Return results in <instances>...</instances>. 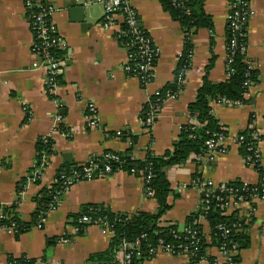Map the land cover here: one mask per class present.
I'll use <instances>...</instances> for the list:
<instances>
[{
	"label": "crops",
	"instance_id": "obj_1",
	"mask_svg": "<svg viewBox=\"0 0 264 264\" xmlns=\"http://www.w3.org/2000/svg\"><path fill=\"white\" fill-rule=\"evenodd\" d=\"M40 1L53 10L52 22L66 44L61 89L56 96L48 91V64L33 53L30 16L36 10L29 9L28 0H0V205H17L22 220L28 223L38 218V194L53 186L66 167L83 165L108 153H128L131 140L115 134L128 131L138 138L136 158H143L148 149L157 156L172 151L182 127L190 121L188 107L195 101L213 57L216 60L210 81L228 80L231 0H204L214 33L203 29L192 38L193 58L185 85L177 97L168 99L150 127L142 122L141 115L155 93L176 81L177 64L184 50L181 25L159 0H132L141 28L158 51L152 83L142 86L125 70L130 49L120 38L124 26L120 16L107 22L103 5L86 0L85 22L91 26L85 27L72 13V7L65 6L77 0ZM250 11L247 55L259 73V82L248 89L244 103L238 107L212 104L214 116L226 130L222 149L214 159L207 155L197 163L193 158L181 167L166 170L172 208L162 218L164 223L183 228L187 218L198 212L201 194L196 176L202 181L212 180L217 186L229 182L256 185L260 181L255 167L243 157L239 143L241 134L250 128L264 137V0H250ZM35 63L42 67L35 68ZM90 105L99 116L97 129L88 126ZM42 137L54 142L55 154L39 161L37 146ZM258 149L264 166V140ZM203 161L208 163L204 165ZM147 192L144 178L124 171L78 183L19 240L13 228L0 227V264H17L15 261L22 259L33 260L34 264H91V255L110 249L113 235L102 225H75L70 217L80 215L87 205H103L113 213L128 215L156 213L157 202ZM254 206L253 214L248 205L228 211V216L237 214L246 227L240 226L239 231L246 229L251 240L248 249L237 252L239 264H264V200ZM201 225L209 246L207 254L213 262L197 264H224L212 241L209 223L202 221ZM51 239L55 244L48 247ZM143 264L194 263L187 256L158 251Z\"/></svg>",
	"mask_w": 264,
	"mask_h": 264
},
{
	"label": "trees",
	"instance_id": "obj_2",
	"mask_svg": "<svg viewBox=\"0 0 264 264\" xmlns=\"http://www.w3.org/2000/svg\"><path fill=\"white\" fill-rule=\"evenodd\" d=\"M165 11L178 22L184 32V50L182 56L177 64L176 75L182 71H189L191 67L190 54L193 52L192 38L198 34L200 30L207 29L214 33V23L212 17L208 15L204 10V0H159ZM241 9L244 12L250 11V0H241ZM121 40L124 44L130 46L131 36L127 35L128 28L124 25L122 28ZM143 32H145L143 30ZM246 38L242 39L241 44H247L248 38L247 31ZM227 47L233 40L232 33L228 29L227 35ZM130 53L135 55L136 50L128 47ZM52 52L56 56H62L61 50L53 49ZM230 59V56H229ZM216 58L213 57L206 69V76L204 77L203 84L197 92L195 101L189 105V119L188 123L182 127L178 140L175 142L172 151L166 153L164 156H157L150 149L145 151L143 158H136L134 149L137 144L138 138L133 137L128 131L119 132L115 134L116 137H120L124 140L130 139L132 147L125 155H117L119 161H108L104 156L93 157L90 161L83 165H71L66 167L63 172L60 173L58 181L54 183L49 189H43L35 199L37 203L36 216L32 222H25L22 220L18 213L17 205L12 207H3L0 205V227L1 228H13L14 235L17 240L20 237L32 229L36 228L40 224V219L45 218L55 205V198L59 191L62 190L63 174L70 177L74 173H83L84 168H89L93 175H97L103 171L107 165H110L113 172L124 171L130 174L138 175L144 179L151 176L150 182L147 184V189L153 192V198L156 200L158 210L156 213H138L134 215L113 213L109 208L103 205H87L83 207L80 215H73L70 219L73 223L78 225V221L83 216H88L92 219V224H100L104 228H108L113 235L110 249L104 253H98L91 255L89 263L91 264H115L118 259L120 248L125 241L133 242L136 239L145 236L141 241L139 251H131L132 264H143L146 260H149V250L156 248L160 242L166 245H188L192 248H197L195 257L191 259L192 263L197 264L202 261L208 260L213 262V259L207 254V248L205 238L201 235L203 231L200 223V218L204 216L205 220L209 223L211 228V238L216 247H220L225 242H233L237 246L238 251L248 249L251 245L249 233H246V229L243 232L235 231L234 225L239 229L243 227L241 220L237 214L234 213L231 216H226L221 209L223 204L218 201L217 198H227L226 190H240V194L245 197H249L251 190L243 191L242 183L229 182L225 183L224 189L215 190L212 193V197L209 199V204L203 202L200 210L191 214L183 228H180L177 224L164 223L162 218L172 208L169 203L170 195L172 194L171 183L167 177L166 170L174 167H181L186 164L190 159H195L197 163H200L201 159L205 158L208 153V143L213 139L226 136V130L221 123L216 119L212 110L213 103H222V100H228L231 102L244 103L245 96L248 93V87L245 85L248 83L251 86L256 85L259 82V73L252 67V62L248 58L247 52H243L240 47L237 48L234 54L231 55L232 62L228 64V80L223 83H213L209 79V73L214 67ZM140 62V61H138ZM135 69L136 61L130 63ZM157 64V59H156ZM61 76L58 77L60 84ZM145 83H142L144 86ZM177 81L174 84L168 86L162 91V98L157 99L153 97L150 104L146 105L141 115V120L145 122L148 115L151 112V108L158 110L160 114L164 105L168 101L167 92L171 96H176L182 90ZM257 134L255 129H248L241 134V137L245 138V141L240 143L241 153L247 160L254 155L253 150L257 143L253 140L252 136ZM221 146L218 147L220 151ZM39 154V161L44 156L51 157L55 154L54 142L49 138H40L37 146ZM112 154V153H108ZM106 154V155H108ZM41 164V163H40ZM40 166V165H39ZM255 169L262 177L264 170L257 164ZM196 180H201L200 176L195 177ZM39 183V181L37 182ZM178 198V196H175ZM202 200V198H201ZM219 226H225L231 229V233L227 238L223 237V234L218 230ZM243 228H246L245 226ZM190 233H198L195 238H191ZM189 238V239H187ZM55 244L54 240H48V247ZM140 253V256L138 254ZM14 262V261H12ZM17 264H34L32 260L15 261ZM234 263H240V257L234 258Z\"/></svg>",
	"mask_w": 264,
	"mask_h": 264
},
{
	"label": "built area",
	"instance_id": "obj_3",
	"mask_svg": "<svg viewBox=\"0 0 264 264\" xmlns=\"http://www.w3.org/2000/svg\"><path fill=\"white\" fill-rule=\"evenodd\" d=\"M94 3L101 4L105 10V18L107 22L111 21L114 17L120 16L123 19V25L128 28L127 35L131 36L130 46L128 47L134 48L136 50V54L133 55L129 53L128 59L129 63L125 66V70L128 74H130L133 78H136L140 81V83H145L144 86H148L152 83L154 78V70L156 67V59L158 58V51L153 45L152 39L146 32H143L141 28L140 19L135 11L132 0H93ZM241 0H231L230 8L231 13L229 17V26L228 29L232 33L233 40L228 47V64L232 62L231 55L235 53L238 47L241 48L243 52H247V44H241L242 39L246 38L245 31L247 30L249 20L251 17V11L244 12L241 9ZM29 9L34 8L36 11L32 12L31 19V27L34 34V46L33 53L36 57H40L48 64V75H47V87L48 91L52 96H56V94L61 89L60 84L58 82V77L62 75L64 65V56H56L52 50L57 49L63 51L66 48V44L60 38L57 33V30L52 22L53 10L51 8L46 7L40 0H28ZM109 27V24L106 26ZM123 31H121L122 33ZM120 33V38H121ZM230 56V59H229ZM193 52L190 54V59L192 61ZM136 61L135 69L131 66V62ZM140 61V62H138ZM35 68L42 67L39 63L34 64ZM188 72V71H187ZM186 71L180 72L176 76V81L178 84L183 87L186 82ZM228 76L230 73L228 72ZM248 88L251 87L248 83L245 84ZM176 96H171L170 93L167 92V98H175ZM157 99L162 98V92H157L153 95ZM152 97V98H153ZM152 98L147 103L150 104ZM222 104H225L229 107H238L241 105L239 102H231L228 100H222ZM91 115L88 117V126L92 129H97L99 127V116L97 111L93 105H90ZM158 110L151 108V112L147 117V120L143 122L146 126L150 127L156 118L158 117ZM224 137H219L218 139H213L208 143V156L211 159H214L216 155H218V147L222 142ZM253 140L257 143L255 148H251L250 150L254 152V155L249 157L246 161L256 167L259 164L263 170L264 166L262 164L261 154L258 149V144L264 140V137L257 133L252 136ZM245 141L244 137H239V143ZM220 152V151H219ZM104 158L108 161H119V157L117 155L108 154L105 155ZM113 170L110 165H107L103 171L99 172L97 175H93L89 168H84L83 173H74L72 176L68 177L65 174L62 175V190L58 192L55 198V204L58 201V198L70 191V189L78 183L84 181L94 180L96 178L102 177L106 174H112ZM151 180V176H148L145 181L148 184ZM58 180H56L57 182ZM55 182V183H56ZM195 184L198 185L201 194V202L198 211L200 210L201 204L204 203L209 204V199L212 197V193L215 190L224 189V184L217 186L212 180L202 181L195 180ZM251 190V194L249 197L242 196L240 194V190H226L227 198L220 199L217 198L218 201L223 204L221 209L224 214L228 216L229 210H237L240 206L248 205L250 207L251 213H255V203L258 201L264 200V173L263 176L260 177V181L256 185H250L247 183H242V190L247 191ZM148 195L153 197V192L148 190ZM55 206V205H54ZM53 206V207H54ZM202 221H206L204 216L200 218V223ZM92 219L88 216H83L79 221L78 225H94L92 224ZM100 225V224H98ZM235 231L239 232V228L234 225ZM108 229V228H107ZM79 228L77 229V231ZM109 230V229H108ZM218 230L223 234L224 238H227L231 229H228L225 226H219ZM191 238H195L198 233H190ZM201 235L204 237L203 231H201ZM145 236H142L139 239H136L133 242L125 241L119 252V264H132V254L131 251H139L141 246L142 239ZM189 239V238H187ZM219 252L225 260L224 264H235L234 258L238 252L236 244L233 242H225L220 247H218ZM158 251H164L168 254H172L175 256H187L190 259L195 257L197 248H192V246L188 245H164L162 242L153 249L149 250L150 258L154 257ZM140 256V253L138 254Z\"/></svg>",
	"mask_w": 264,
	"mask_h": 264
},
{
	"label": "water",
	"instance_id": "obj_4",
	"mask_svg": "<svg viewBox=\"0 0 264 264\" xmlns=\"http://www.w3.org/2000/svg\"><path fill=\"white\" fill-rule=\"evenodd\" d=\"M86 0H77L75 3L69 2L66 3V7H72V13L78 17L79 22L84 24L85 27L91 26L89 23H86ZM84 27V29H85ZM208 161H203V164L206 165Z\"/></svg>",
	"mask_w": 264,
	"mask_h": 264
}]
</instances>
